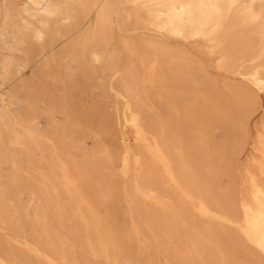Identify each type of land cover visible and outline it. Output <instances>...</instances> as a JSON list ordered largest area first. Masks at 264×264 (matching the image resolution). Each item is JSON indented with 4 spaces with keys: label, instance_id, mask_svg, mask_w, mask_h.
Wrapping results in <instances>:
<instances>
[{
    "label": "bare ground",
    "instance_id": "1",
    "mask_svg": "<svg viewBox=\"0 0 264 264\" xmlns=\"http://www.w3.org/2000/svg\"><path fill=\"white\" fill-rule=\"evenodd\" d=\"M169 38L204 44L199 50L225 74L222 86L197 82L202 67ZM169 76L180 81L173 94L163 88ZM115 78L122 121L143 150L123 158L133 200L110 184L98 195L114 203L121 193L140 254L160 256L158 264H264V0H0V238L27 251L0 250V264H80L67 237L53 231L37 182L94 255L143 264L76 178L92 181L96 168L115 164L108 150L84 147L100 143L106 122L89 95ZM156 82L184 110H175V125L168 115L157 128L148 119L141 90ZM69 86L89 103L53 89ZM217 129L226 141L212 149ZM184 197L191 206L178 204ZM134 200L147 213L143 226ZM190 209L218 227L210 243L201 231L191 236L189 250L181 225Z\"/></svg>",
    "mask_w": 264,
    "mask_h": 264
},
{
    "label": "rangeland",
    "instance_id": "2",
    "mask_svg": "<svg viewBox=\"0 0 264 264\" xmlns=\"http://www.w3.org/2000/svg\"><path fill=\"white\" fill-rule=\"evenodd\" d=\"M121 9L123 6L120 7ZM170 47L175 50H182L188 52L190 57L196 62L197 66L202 67L200 71L202 73L198 74L197 82L203 83L205 79L212 78L214 79L218 85L222 86L224 81L225 74L217 69L216 59L214 57H210L206 52H201L199 49L202 45H198L194 41H184L180 39L169 38L167 40ZM124 56L123 62L125 60L126 52L122 51ZM204 69L205 71H202ZM144 76V70L142 72L141 69V78ZM168 85L163 87L164 89L170 90V93L173 94L175 92V88L177 87L178 83L180 82L178 79H174V76H169L166 78ZM183 81V80H182ZM235 81H239L238 78ZM101 87H98L94 93H92L91 98L98 102L105 110L106 118L104 119L106 122L104 123V132L102 134V139L100 143L97 144L96 141L92 139H88L84 144V147L88 150L97 151L101 149L108 150L110 156H112L115 160V164L111 167L110 170H103L101 166L96 168L94 171L96 178L92 181L87 179L88 176L84 175V173L77 172L76 178H78L79 182L82 184V189L86 191L88 197H90L91 201L96 204V207L99 211L105 215L106 209L109 210L107 214L110 216V220L114 223L119 230L128 237L127 243L130 245V250L132 251V255L135 259L139 258L143 262V264H158V258L160 256H156L154 253V261H151L148 254H140V239L132 232L131 227V219L126 214V206L124 204V200L122 199L121 193L124 195L123 191H126V195L130 194L128 192V178L125 176V169H124V155L129 151L134 157L139 154L141 150H143V146L137 141L135 132L133 129L128 126L124 121H122V114H123V103L121 101V97L117 95L116 92L112 91L110 86L117 88L118 81L113 79V84L110 80H105ZM39 83V82H38ZM182 83V82H181ZM71 86V85H70ZM67 89V92H61L59 88L55 89V92L59 95L63 96L62 93H67L66 99L70 102L80 101L82 105L86 106L89 102L87 100L88 96H83L82 91L80 89L73 90V88ZM160 83L156 82L153 88H143L141 90V98L145 101V108L148 109V119H151V124L154 128H157L160 124L161 119L168 115L169 118L172 117L170 121V126L175 125L181 119V115L175 117L176 112L175 110H179L184 112L179 104H177V96L172 99L171 95H166L168 93L166 90H163ZM166 95V96H164ZM172 100V102H171ZM120 110L119 112L117 110ZM167 110V111H166ZM120 113V114H119ZM59 122H65V118L61 115L58 116ZM45 122H42V125ZM184 132H188L190 130V125L183 124L182 127ZM102 131V129L100 130ZM214 133V132H213ZM215 140L211 141L209 146L210 148H217L220 149L222 147V143L226 141V136L223 135L222 131L217 129L213 134ZM232 145V144H231ZM230 145V146H231ZM98 152V151H97ZM102 157V156H100ZM141 168L138 167L137 170L131 174L132 179L139 180L141 176L140 172ZM80 173V175L78 174ZM38 179V178H37ZM235 179H241L240 175H236ZM100 181V182H99ZM108 184L114 185L115 189L121 193L118 195L117 202H106L102 203L99 201L98 192L106 187ZM34 190L38 191L41 194V197L44 199V203L47 207L50 224L52 225V229L58 236L67 237V240L71 243L72 249L75 252V256L78 258L80 264H106L105 260L97 255H94L88 246H85L83 243L84 239V232L81 228L78 227L72 221L63 222L60 221L57 215V210L53 204V198L49 195H45L42 191L40 183H34L33 185ZM63 192V191H62ZM237 197L240 194L238 190L233 192ZM167 194V193H165ZM169 195V194H168ZM24 200H27V196H24ZM169 200L170 205L171 199ZM177 200V199H176ZM178 202V200H177ZM150 205L152 203L148 202ZM178 204L188 205L191 206V202L186 200L184 197V201L178 202ZM175 205V204H174ZM108 206V207H107ZM133 207L135 211H138L140 216L141 225L145 224L147 220V213L143 209L142 205L138 204V200L133 201ZM177 208V206L175 205ZM190 208V207H189ZM170 211V210H169ZM167 213L168 216H171V211ZM218 225L214 222H211L207 218L201 216L199 213L190 209L188 214V219L186 224L181 225V230L183 231L184 235H186V247L187 249H192L190 238L191 236L199 235V232L205 233L207 235L209 243L213 241L215 234L213 232L216 231ZM30 230H28V234ZM208 246L210 247V244ZM227 244L230 246L232 243L227 240ZM16 252H27L20 244L16 242H12L10 236L3 235L0 238V250L1 252H10L12 249ZM195 263L199 264V260L195 259ZM34 264H41L39 261H35Z\"/></svg>",
    "mask_w": 264,
    "mask_h": 264
}]
</instances>
